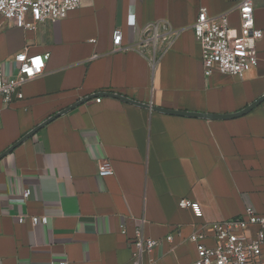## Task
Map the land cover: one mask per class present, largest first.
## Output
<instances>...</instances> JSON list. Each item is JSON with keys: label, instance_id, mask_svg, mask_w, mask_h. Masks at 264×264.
Here are the masks:
<instances>
[{"label": "crops", "instance_id": "0c3cea01", "mask_svg": "<svg viewBox=\"0 0 264 264\" xmlns=\"http://www.w3.org/2000/svg\"><path fill=\"white\" fill-rule=\"evenodd\" d=\"M239 2L82 0L66 19L35 32L0 20V67L7 75L17 54L49 55L44 75L23 86L22 100L8 106L0 100V156L89 99L0 160L1 264H137L138 231L161 242L142 264H192L194 232L239 219L249 206L264 215V100L243 116L209 120L105 95L208 115L240 113L260 101L264 38L258 65L242 78L207 76L192 30L206 9L210 16L230 12V27L239 31ZM253 2L255 26L264 32V0ZM153 23L179 32L155 65L150 47L146 55L114 51L115 30L122 31L125 47H137ZM103 162L114 175L98 176ZM182 199L197 203L201 213L181 209ZM22 215L27 218L20 224ZM34 216H47L48 225L34 226ZM211 236L209 229L202 242L211 244Z\"/></svg>", "mask_w": 264, "mask_h": 264}, {"label": "built area", "instance_id": "2783aa9c", "mask_svg": "<svg viewBox=\"0 0 264 264\" xmlns=\"http://www.w3.org/2000/svg\"><path fill=\"white\" fill-rule=\"evenodd\" d=\"M81 5L82 0H0V20L25 32H35L40 25L49 21L66 19ZM235 10L240 16L239 31L230 27V12L210 16L206 9H201L192 27L201 46L202 63L207 76L219 73L231 78H242L259 63L258 45L264 38V32L255 26L254 2L240 0ZM134 25L135 19L131 16L130 26ZM178 35L179 32L173 30L168 23H153L143 29V37L137 47H125L123 33L117 29L113 34V47L114 51L132 49L142 55H146L150 47L149 60L151 65H155L171 49ZM48 59L49 55H28L23 52L12 59L11 75H7L4 68L0 67V100L4 105L23 99V86L44 75ZM100 164L99 177L114 175L111 164ZM29 192H23L25 200L30 198ZM179 207L193 210L196 214L201 213L197 203L186 199L180 201ZM26 218L24 215L20 216L19 223H25ZM31 222L34 226H47L49 220L47 216H34L31 217ZM209 229L212 231V243L205 244L202 240L208 238ZM167 240L171 241L172 237ZM190 241L196 245L197 251V258L192 264H264V215L249 206L241 218L204 226L191 235ZM160 244V241L146 239L138 231L133 245L134 260L137 264H142L143 258L151 255Z\"/></svg>", "mask_w": 264, "mask_h": 264}, {"label": "water", "instance_id": "95a60500", "mask_svg": "<svg viewBox=\"0 0 264 264\" xmlns=\"http://www.w3.org/2000/svg\"><path fill=\"white\" fill-rule=\"evenodd\" d=\"M107 97H113V98H117L120 99L126 103L132 104V105H136L139 107H143V108H147V109H151L153 111H157L160 113H164V114H171V115H179V116H187V117H197V118H201V119H209V120H227V119H232L233 118H237L240 116H243L247 113H249L251 110H253L255 107H257L258 105H260V103L264 100V97L262 99H260V101H257L255 103H253L251 106H249L247 109L241 111L240 113H236V114H232V115H208V114H194V113H186V112H181V111H169V110H164V109H160V108H155V107H151L149 105H145V104H141L138 102H135L127 97H124L122 95L119 94H105ZM89 99H84L81 100L77 105H75L74 107H72L71 109H68L66 111H63L62 113L56 115L55 117L49 119L48 121H46L45 123L39 125L38 127H36L33 131H31L30 133H28L25 137H22V139L13 147H11L8 151H6L3 155L0 156V160L3 159L5 156L9 155L18 145L24 143L26 140H28L29 138L33 137L39 130H41L42 128H44L47 124H49L51 121L55 120L57 117L62 116L68 112H70L73 108L87 102Z\"/></svg>", "mask_w": 264, "mask_h": 264}]
</instances>
